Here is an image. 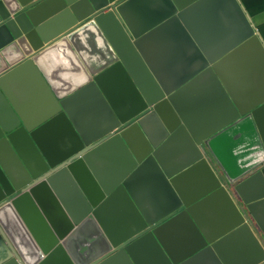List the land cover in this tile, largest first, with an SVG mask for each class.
Listing matches in <instances>:
<instances>
[{"label": "water", "instance_id": "obj_1", "mask_svg": "<svg viewBox=\"0 0 264 264\" xmlns=\"http://www.w3.org/2000/svg\"><path fill=\"white\" fill-rule=\"evenodd\" d=\"M144 1L0 0V264H264V100L241 106L218 75L221 62L244 46L255 45L264 58V43L239 0L225 1L240 18L241 40L222 53L207 51L185 18L208 0H149L155 10L141 23L135 12ZM172 23L182 25L198 50L197 72L215 73L229 99L233 118L214 132L194 131L179 106L187 83L163 81L143 49L149 35ZM90 29L102 40L119 41L116 47L109 41L100 65L88 62L76 43ZM64 45L75 75L57 88L40 61ZM27 73L43 96L38 112L15 97L14 80ZM111 75L127 84L128 107L112 101ZM86 102L99 112L97 127L81 114ZM239 130L252 144V158L234 164L227 140ZM180 136L187 161L176 168L163 155ZM108 147L120 151L123 167L103 178L94 163ZM146 170L172 196L169 215L150 216L134 196L133 181ZM196 170L209 175L212 189L188 200L180 185ZM213 198H223L231 212V225L218 234H210L195 214ZM114 202L129 213L131 231L124 235L105 221ZM181 219L199 242L187 255L171 253L161 238ZM236 244L244 250L240 259L233 254Z\"/></svg>", "mask_w": 264, "mask_h": 264}, {"label": "crops", "instance_id": "obj_2", "mask_svg": "<svg viewBox=\"0 0 264 264\" xmlns=\"http://www.w3.org/2000/svg\"><path fill=\"white\" fill-rule=\"evenodd\" d=\"M239 1L264 43V0ZM154 10L155 4L146 0L136 9V19L143 23L151 17ZM185 18L196 39L209 52H225L224 50L230 46L235 47L241 40L240 18L225 0H208L194 6L188 10ZM109 39L114 47L118 45L119 41L115 37L109 36ZM109 41L102 40L96 36L95 29H90L76 43L88 62L100 65L109 55ZM143 49L163 81L170 84L187 83L181 91L179 106L194 131L214 132L232 120L233 110L228 97L218 87L220 81L217 75L197 72L200 66L199 52L186 38L182 25L172 23L156 30L147 37ZM40 66L46 78L57 88L67 86L75 75L74 64L65 45L46 54L40 61ZM218 75L241 106L255 105L264 100V58L255 45L239 48L224 59L218 67ZM133 78L137 79L138 76L134 74ZM137 83L140 84L141 91L145 92L146 84L142 80ZM14 86L15 97L20 104L34 112L42 109L43 96L37 83L28 77V73L16 77ZM107 88L116 104L128 107L132 103L127 84L117 76L109 77ZM80 111L90 126H98L99 112L95 105L86 102L80 106ZM227 149L228 157L234 164L245 156L252 158V144L241 130L228 138ZM163 159L176 168L184 166L187 161V148L182 136L168 144ZM94 167L103 178L115 176L123 167L120 151L115 147L104 149L97 155ZM212 185V179L205 171L196 170L182 179L180 192L186 199L196 200L206 195ZM132 191L150 216L163 217L171 212L172 196L150 171H143L136 176ZM195 214L210 234H218L231 225V212L223 198L207 200L196 209ZM105 221L108 229L117 235L131 231L129 213L120 202H114L109 207ZM161 238L168 250L178 255L192 253L199 243L195 232L182 219L169 225ZM243 252L240 245H234L235 257L240 259Z\"/></svg>", "mask_w": 264, "mask_h": 264}, {"label": "clouds", "instance_id": "obj_3", "mask_svg": "<svg viewBox=\"0 0 264 264\" xmlns=\"http://www.w3.org/2000/svg\"><path fill=\"white\" fill-rule=\"evenodd\" d=\"M258 161H253V163H257Z\"/></svg>", "mask_w": 264, "mask_h": 264}]
</instances>
